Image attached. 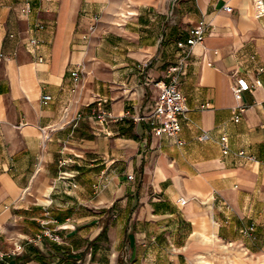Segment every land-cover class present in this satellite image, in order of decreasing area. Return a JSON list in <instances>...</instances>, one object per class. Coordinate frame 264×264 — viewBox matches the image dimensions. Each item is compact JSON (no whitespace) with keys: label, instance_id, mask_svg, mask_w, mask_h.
Here are the masks:
<instances>
[{"label":"crops","instance_id":"1","mask_svg":"<svg viewBox=\"0 0 264 264\" xmlns=\"http://www.w3.org/2000/svg\"><path fill=\"white\" fill-rule=\"evenodd\" d=\"M261 9L264 0H0L8 264H264ZM200 20L203 39L182 49ZM174 65L188 110L175 137L155 135L133 116L152 108L148 80H167ZM237 75L252 85L238 96ZM92 108L111 117L65 122Z\"/></svg>","mask_w":264,"mask_h":264},{"label":"built area","instance_id":"2","mask_svg":"<svg viewBox=\"0 0 264 264\" xmlns=\"http://www.w3.org/2000/svg\"><path fill=\"white\" fill-rule=\"evenodd\" d=\"M225 9L229 10L230 6L226 5ZM263 13L264 9H261ZM38 24V27H41ZM188 42L178 41L177 44L182 49H184L189 43L200 42L204 37V21L200 20L192 27L188 29ZM29 44L35 46L37 40L35 38H29ZM41 60V57H39ZM179 67L174 65L168 68L167 80L165 79H150L149 82L157 88V94L154 98V102L151 110L146 114L134 115V120H146L152 125V132L155 135H167L175 137L181 128L180 118L188 110L185 97L179 88ZM70 75L74 80L78 79L79 68L70 71ZM252 85L244 76L237 75L235 77L234 83L232 84L233 93L238 96L242 91L251 89ZM51 95L48 93L41 95V101L46 103L51 99ZM105 101V99H102ZM67 116V115H66ZM65 116V117H66ZM96 118L101 122L106 121L111 115L104 109L92 108L88 113H83L81 111L76 112L73 117L65 119V122L76 121L77 119L83 117ZM42 133L44 130L42 129ZM222 152L227 153V143L226 137L222 136ZM178 143H182L181 140H177ZM242 153V152H240ZM129 179L132 178L131 174H127ZM0 264H8L4 259V253L0 251ZM23 264V263H16Z\"/></svg>","mask_w":264,"mask_h":264}]
</instances>
